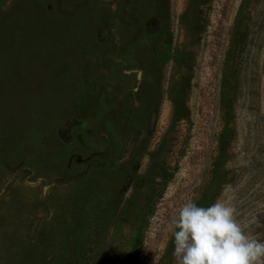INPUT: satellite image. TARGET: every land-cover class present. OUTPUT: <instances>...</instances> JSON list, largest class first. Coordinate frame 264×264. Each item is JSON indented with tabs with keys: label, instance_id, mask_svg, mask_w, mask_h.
<instances>
[{
	"label": "rangeland",
	"instance_id": "obj_1",
	"mask_svg": "<svg viewBox=\"0 0 264 264\" xmlns=\"http://www.w3.org/2000/svg\"><path fill=\"white\" fill-rule=\"evenodd\" d=\"M188 199L264 240V0H0V264H175Z\"/></svg>",
	"mask_w": 264,
	"mask_h": 264
},
{
	"label": "clouds",
	"instance_id": "obj_2",
	"mask_svg": "<svg viewBox=\"0 0 264 264\" xmlns=\"http://www.w3.org/2000/svg\"><path fill=\"white\" fill-rule=\"evenodd\" d=\"M175 264H264V240L257 222H242L237 208L217 199L208 207L188 199L173 219Z\"/></svg>",
	"mask_w": 264,
	"mask_h": 264
}]
</instances>
